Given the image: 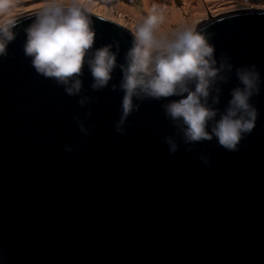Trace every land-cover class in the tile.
<instances>
[{
	"label": "water",
	"instance_id": "water-1",
	"mask_svg": "<svg viewBox=\"0 0 264 264\" xmlns=\"http://www.w3.org/2000/svg\"><path fill=\"white\" fill-rule=\"evenodd\" d=\"M89 13L95 46L118 42L122 63L131 31ZM33 15L13 21L16 39L0 58V264H264V91L239 151L215 139L185 151L178 140L171 154L162 138L175 129L161 105L177 98L143 101L120 135L119 69L100 91L85 70L81 95L94 99L80 108L25 56ZM197 27L213 34L217 56L264 75V9L209 15ZM236 84L233 75L223 86L221 108ZM89 107L85 136L74 117Z\"/></svg>",
	"mask_w": 264,
	"mask_h": 264
},
{
	"label": "clouds",
	"instance_id": "clouds-1",
	"mask_svg": "<svg viewBox=\"0 0 264 264\" xmlns=\"http://www.w3.org/2000/svg\"><path fill=\"white\" fill-rule=\"evenodd\" d=\"M32 17L24 29L25 56L36 73L62 86L68 96L79 97L80 108L94 99L81 95L85 70L92 78L91 89L100 91L109 86L119 69V84L112 83L111 90L123 92L120 117L114 125L120 135L127 134L128 117L140 111L143 101L170 97L177 99L161 106L175 129V135L162 138L171 154L179 150L178 140L186 146L185 151H192L198 142L215 139L225 150L237 152L256 127L260 113L253 98L264 91V75L258 66H236L228 54L217 56L213 34L195 24L165 27L164 12L155 4L139 16L122 63L118 42L95 46L94 20L81 0H42ZM15 27L13 21L0 27V58L8 55V46L16 39ZM233 75L237 84L229 89L230 98L221 108L223 86ZM91 116L89 107L83 116L74 117L85 136L90 134L85 120ZM64 148L74 151L72 145ZM200 159L210 164L209 157Z\"/></svg>",
	"mask_w": 264,
	"mask_h": 264
},
{
	"label": "rangeland",
	"instance_id": "rangeland-1",
	"mask_svg": "<svg viewBox=\"0 0 264 264\" xmlns=\"http://www.w3.org/2000/svg\"><path fill=\"white\" fill-rule=\"evenodd\" d=\"M122 0H81L89 11L101 14L107 19L124 25L128 30L132 31L133 27L137 23V20H128L125 17H119V12L116 11V6L121 3ZM172 1V0H171ZM179 7L182 6V0H175ZM206 1V0H203ZM94 4V6L91 4ZM130 4H134L137 0H127ZM219 4H209L206 6L204 16L199 19H195L193 24L200 25L201 19H209V14L216 15L221 12H225L231 9L248 8V9H264V0H218ZM42 0H0V4L4 5L0 7V27L5 25L9 21L21 19L27 15L35 13L39 10V6ZM105 5L110 9V12L100 9L97 5ZM112 10L114 14L112 15Z\"/></svg>",
	"mask_w": 264,
	"mask_h": 264
},
{
	"label": "bare ground",
	"instance_id": "bare-ground-1",
	"mask_svg": "<svg viewBox=\"0 0 264 264\" xmlns=\"http://www.w3.org/2000/svg\"><path fill=\"white\" fill-rule=\"evenodd\" d=\"M89 1L91 2L92 0ZM98 1L104 2V0ZM154 4L164 12L166 18L165 27L177 28L185 24H193L195 19L204 16L206 6L209 4L218 5L219 2L218 0H182L183 7L181 8L175 0H137L134 4H130L127 0H122L116 6V11L119 12V17H125L128 20H138L139 16L145 15L146 9ZM92 5L94 6V4ZM97 7L110 12V9L106 8L107 6L105 5L98 4ZM113 14L114 11L112 10Z\"/></svg>",
	"mask_w": 264,
	"mask_h": 264
}]
</instances>
